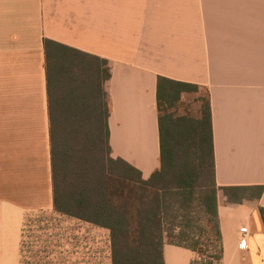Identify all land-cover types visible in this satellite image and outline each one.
I'll return each instance as SVG.
<instances>
[{"label": "crops", "instance_id": "0c3cea01", "mask_svg": "<svg viewBox=\"0 0 264 264\" xmlns=\"http://www.w3.org/2000/svg\"><path fill=\"white\" fill-rule=\"evenodd\" d=\"M46 40L110 62L114 159L160 169L165 77L207 92L217 186L264 187V0H0V264L19 263L25 216L53 211ZM260 206L219 202V264H264Z\"/></svg>", "mask_w": 264, "mask_h": 264}, {"label": "trees", "instance_id": "16d2710c", "mask_svg": "<svg viewBox=\"0 0 264 264\" xmlns=\"http://www.w3.org/2000/svg\"><path fill=\"white\" fill-rule=\"evenodd\" d=\"M45 50L54 215L107 230L112 264H165L166 244L193 251L194 264H219V202H259L264 187L217 186L210 102L197 117L180 112L184 97L203 88L159 77L161 166L145 179L111 156L110 62L49 40ZM33 220L23 224L22 254Z\"/></svg>", "mask_w": 264, "mask_h": 264}, {"label": "rangeland", "instance_id": "374dc122", "mask_svg": "<svg viewBox=\"0 0 264 264\" xmlns=\"http://www.w3.org/2000/svg\"><path fill=\"white\" fill-rule=\"evenodd\" d=\"M206 99L204 89L188 94L181 105V114L197 117ZM27 216L36 222L33 220L29 223L31 228L26 233L25 251L23 254L20 252V245L18 264L23 261L25 264H112L111 242L107 230L72 218L58 217L53 211L27 214L22 229ZM38 219L42 225L38 224ZM201 241L207 243L206 238Z\"/></svg>", "mask_w": 264, "mask_h": 264}, {"label": "built area", "instance_id": "2783aa9c", "mask_svg": "<svg viewBox=\"0 0 264 264\" xmlns=\"http://www.w3.org/2000/svg\"><path fill=\"white\" fill-rule=\"evenodd\" d=\"M242 233L246 235L248 233V229L247 228H243L242 229ZM241 244H242L243 247H245V240L242 239Z\"/></svg>", "mask_w": 264, "mask_h": 264}]
</instances>
